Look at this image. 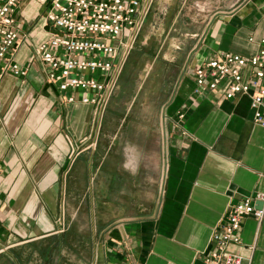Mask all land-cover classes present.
Segmentation results:
<instances>
[{"label": "crops", "instance_id": "crops-1", "mask_svg": "<svg viewBox=\"0 0 264 264\" xmlns=\"http://www.w3.org/2000/svg\"><path fill=\"white\" fill-rule=\"evenodd\" d=\"M150 2L98 114L60 100L34 55L53 31L47 1L15 6L18 42L0 62V264H205L229 206L264 192L249 98L222 84L196 95L191 75L218 52L256 51L264 0ZM237 233L228 250L264 264V213Z\"/></svg>", "mask_w": 264, "mask_h": 264}, {"label": "built area", "instance_id": "built-area-1", "mask_svg": "<svg viewBox=\"0 0 264 264\" xmlns=\"http://www.w3.org/2000/svg\"><path fill=\"white\" fill-rule=\"evenodd\" d=\"M41 1L48 3L45 19L53 31L37 44L34 55L43 64L46 80L56 85L60 100H78L92 105L95 113L102 112L150 0ZM18 2L0 0V62L18 42L12 17ZM261 16L264 24V8ZM8 66L15 74L25 73L15 62ZM191 75L196 95L220 84L225 98L246 95L253 122L264 125V25L253 54L218 52L193 67ZM256 200L264 201V192L242 197L229 206L202 253L205 264H243V257L227 246L239 242L237 232L243 217H262L264 206L257 208Z\"/></svg>", "mask_w": 264, "mask_h": 264}, {"label": "rangeland", "instance_id": "rangeland-1", "mask_svg": "<svg viewBox=\"0 0 264 264\" xmlns=\"http://www.w3.org/2000/svg\"><path fill=\"white\" fill-rule=\"evenodd\" d=\"M150 7H151V2L149 3V6H148L147 12H146V14H145V17H144V19H143V22H142L140 28L138 29V31H137V33H136V35H135V37H134V39H133V41H132V43H131V46H130V48H129L127 54H126V55H127V57H125L126 59H128V56H129L130 53L132 52V49H134V48L136 47V44L139 42L140 35L142 34V31H143V28H144V25H145L144 22L146 21V15H147V13L149 12ZM126 59H125L124 65L126 64V61H127ZM124 65H123V67H124ZM121 67H122V66H121ZM120 70L122 71V68H121ZM121 71H119V73H118V75H117V79H116V82H115V85H114V88H113L112 92L116 89V86H117V84H118V77H119V74L121 73ZM64 228H65V226H62V227L60 228V229H61L60 231H63Z\"/></svg>", "mask_w": 264, "mask_h": 264}, {"label": "water", "instance_id": "water-1", "mask_svg": "<svg viewBox=\"0 0 264 264\" xmlns=\"http://www.w3.org/2000/svg\"><path fill=\"white\" fill-rule=\"evenodd\" d=\"M255 203H256L257 208H260L263 205V201H261V200H256Z\"/></svg>", "mask_w": 264, "mask_h": 264}]
</instances>
